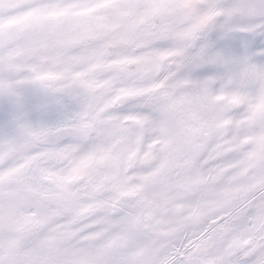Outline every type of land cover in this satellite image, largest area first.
<instances>
[{
	"label": "snow or ice",
	"instance_id": "6c2138e0",
	"mask_svg": "<svg viewBox=\"0 0 264 264\" xmlns=\"http://www.w3.org/2000/svg\"><path fill=\"white\" fill-rule=\"evenodd\" d=\"M0 264H264V0H0Z\"/></svg>",
	"mask_w": 264,
	"mask_h": 264
}]
</instances>
